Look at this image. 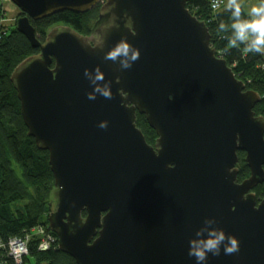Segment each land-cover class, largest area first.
I'll list each match as a JSON object with an SVG mask.
<instances>
[{
    "label": "water",
    "instance_id": "95a60500",
    "mask_svg": "<svg viewBox=\"0 0 264 264\" xmlns=\"http://www.w3.org/2000/svg\"><path fill=\"white\" fill-rule=\"evenodd\" d=\"M10 1L23 14L17 30L40 51L11 80L29 136L49 153L58 248L77 264H195L189 241L211 219L240 251L209 264H264V198L254 192L264 182V117L254 111L262 97L217 54L188 0H105L99 41L58 26L45 42L31 20L102 0ZM121 40L140 52L127 70L104 59ZM97 68L112 99L94 93ZM240 151L250 169L241 182Z\"/></svg>",
    "mask_w": 264,
    "mask_h": 264
},
{
    "label": "trees",
    "instance_id": "16d2710c",
    "mask_svg": "<svg viewBox=\"0 0 264 264\" xmlns=\"http://www.w3.org/2000/svg\"><path fill=\"white\" fill-rule=\"evenodd\" d=\"M260 2V0H258ZM226 0L218 10L211 8V0H188L187 8L199 20L206 23L211 46L224 58L236 76L245 84L246 90L261 95L255 106L256 115L264 117V55L244 53V44L229 45L231 30L220 31L218 25L232 23L230 12L225 10ZM99 5L85 13L61 11L43 19L33 21L38 39L45 42L49 30L56 25L70 26L82 35H87L94 24ZM21 15H23L21 13ZM20 15V16H21ZM242 15L247 11L242 6ZM6 10L0 1V241L7 243L11 238L31 234L28 254L20 264H77L68 253L58 248L57 235L49 227L48 213L52 210L55 189L54 176L49 164L48 151L41 150L35 139L28 134L21 114L20 100L11 80L13 71L27 58L39 54L27 37L17 30V19L11 25L6 23ZM137 126L148 143L153 144L156 133L145 115L137 114ZM238 181L250 175L245 162V152L239 153ZM255 191L258 200L264 198V182ZM86 215V211L83 212ZM43 228L55 237L46 250L40 248L41 236L34 229ZM18 264L6 253L0 251V264Z\"/></svg>",
    "mask_w": 264,
    "mask_h": 264
},
{
    "label": "clouds",
    "instance_id": "9594fccd",
    "mask_svg": "<svg viewBox=\"0 0 264 264\" xmlns=\"http://www.w3.org/2000/svg\"><path fill=\"white\" fill-rule=\"evenodd\" d=\"M213 8L218 7L217 3H213ZM225 10L230 12L232 23L230 26L221 21L218 25L220 31L231 30V38L229 45L236 47L244 44V53H257L264 55V0H260L258 5H253L247 12V17L242 15V5L240 0H227ZM124 60H120L121 57ZM140 58V52L134 48L128 41L121 40L117 45L109 51L104 59L116 63L120 61L121 69H130L135 61ZM85 75L89 72L86 69ZM93 85H95L94 93H100L105 99H112L110 87L101 86L98 82L105 81L104 74L99 68L96 74L89 77ZM89 94L88 99L94 100L95 94ZM99 127L106 128V123L102 122ZM214 220H206L205 227L196 231L195 238L190 239L188 255L195 259V264H209V257L220 256L221 250L225 255H230L240 251V242L234 235L226 234L223 229L210 227L214 224ZM205 232L207 235H205Z\"/></svg>",
    "mask_w": 264,
    "mask_h": 264
},
{
    "label": "built area",
    "instance_id": "2783aa9c",
    "mask_svg": "<svg viewBox=\"0 0 264 264\" xmlns=\"http://www.w3.org/2000/svg\"><path fill=\"white\" fill-rule=\"evenodd\" d=\"M224 2L225 0H211V8L213 10H218L222 7ZM213 3H217L218 7L213 8L212 6ZM34 230H35L34 232L36 233L39 232L38 234L41 236L40 248L42 250L48 249L51 243L54 242L55 237L52 234L46 233L43 228H37ZM30 236L31 234H27L24 237H14V238H11L6 244L0 241V251L6 253L14 261L20 264L23 261L24 256L28 254V242L30 240L29 238ZM45 237L49 239H46ZM12 240H14V243H12ZM18 247L20 248L18 249Z\"/></svg>",
    "mask_w": 264,
    "mask_h": 264
},
{
    "label": "rangeland",
    "instance_id": "374dc122",
    "mask_svg": "<svg viewBox=\"0 0 264 264\" xmlns=\"http://www.w3.org/2000/svg\"><path fill=\"white\" fill-rule=\"evenodd\" d=\"M1 2H2V4H3V7H4V9L6 10V15H7V19H6V24L7 25H11V24H13L14 22H16L15 20L17 19V18H19L20 17V15H21V11H20V9L15 5V4H13L10 0H0ZM226 3H227V0H226ZM240 3H241V5L245 8V10L248 12L249 10H250V8L253 6V5H258L259 4V2H258V0H240ZM58 26H66V25H63V24H59V25H56V26H54L53 28H55V27H58ZM53 28H51L50 30H49V32L53 29ZM238 166V165H237ZM254 192L256 193V195H257V192L255 191V189H254ZM53 193H54V191H53ZM261 200V199H260ZM259 200V201H260ZM52 201H53V205H52V210L55 208V198H54V194H53V197H52ZM51 212V211H50ZM50 212L48 213V215L50 214ZM33 231H35V230H33ZM32 231V232H33ZM39 233V232H38ZM46 239H49V238H47V237H45ZM45 239V240H46ZM57 240H58V237H57ZM41 241V240H40ZM39 241V242H40ZM54 241H56V240H54ZM12 243H14V240H12Z\"/></svg>",
    "mask_w": 264,
    "mask_h": 264
},
{
    "label": "flooded vegetation",
    "instance_id": "af4514ba",
    "mask_svg": "<svg viewBox=\"0 0 264 264\" xmlns=\"http://www.w3.org/2000/svg\"><path fill=\"white\" fill-rule=\"evenodd\" d=\"M104 2H105V0H102V2H100L98 5L100 6L99 7V11H98V14H97V18L95 19V21H94V24H93V26H92V28H91V30H90V33L89 34H87V35H85V36H90V37H93L96 41H99V39H100V36L96 33V31L94 30V28H95V25H96V23H97V21L99 20V18H100V15L101 14H106L108 11L107 10H105V8H103L104 7ZM97 5V6H98ZM96 7V6H95ZM93 9V8H92ZM111 23V21H109V24ZM146 121H147V119H146ZM147 123H148V121H147ZM149 125V124H148ZM150 126V125H149ZM151 127V126H150ZM139 128V127H138ZM152 128V127H151ZM140 129V128H139ZM153 129V128H152ZM155 131V130H154ZM155 133H156V131H155ZM157 138H158V135H157V133H156V138H155V141L153 142V144H150V145H152V146H154L155 147V145H156V142H157Z\"/></svg>",
    "mask_w": 264,
    "mask_h": 264
},
{
    "label": "bare ground",
    "instance_id": "6f19581e",
    "mask_svg": "<svg viewBox=\"0 0 264 264\" xmlns=\"http://www.w3.org/2000/svg\"><path fill=\"white\" fill-rule=\"evenodd\" d=\"M20 247H18V249H19Z\"/></svg>",
    "mask_w": 264,
    "mask_h": 264
}]
</instances>
